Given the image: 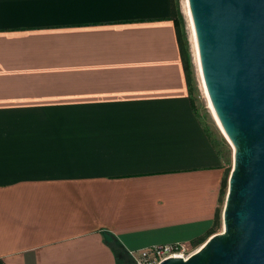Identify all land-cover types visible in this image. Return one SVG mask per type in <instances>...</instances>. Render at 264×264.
<instances>
[{
  "label": "crops",
  "instance_id": "obj_1",
  "mask_svg": "<svg viewBox=\"0 0 264 264\" xmlns=\"http://www.w3.org/2000/svg\"><path fill=\"white\" fill-rule=\"evenodd\" d=\"M178 3L0 0V264H118L104 232L127 254L218 232L225 167Z\"/></svg>",
  "mask_w": 264,
  "mask_h": 264
},
{
  "label": "water",
  "instance_id": "obj_2",
  "mask_svg": "<svg viewBox=\"0 0 264 264\" xmlns=\"http://www.w3.org/2000/svg\"><path fill=\"white\" fill-rule=\"evenodd\" d=\"M207 96L232 148L222 231L159 264H264V0H187Z\"/></svg>",
  "mask_w": 264,
  "mask_h": 264
},
{
  "label": "rangeland",
  "instance_id": "obj_3",
  "mask_svg": "<svg viewBox=\"0 0 264 264\" xmlns=\"http://www.w3.org/2000/svg\"><path fill=\"white\" fill-rule=\"evenodd\" d=\"M184 1L185 0H178L179 2L178 4H179V10L183 18V34L186 40V47L188 51V58L190 65V77H191L190 83L192 87L191 98L193 99L194 107L198 115L199 121L202 123L204 129L207 131V134L210 135V138L212 139L213 143L216 145V148L218 150H221V155L223 156L222 161L225 167L224 177L226 184L225 187L223 188V193L221 195V206L222 205L224 206L225 197L227 193V181L230 171L232 169V162H233L232 148L228 143V141L226 140V138L224 137V135L219 130L218 126L216 125L212 111L209 108L210 106L202 86V81H201L202 78H200V74L198 71L197 61L195 58L193 38L191 34L189 20L184 6ZM218 140H222L223 144L222 145L217 144ZM220 231H222V225L220 228H218V232ZM201 244L189 243L191 251H195L196 249H198Z\"/></svg>",
  "mask_w": 264,
  "mask_h": 264
},
{
  "label": "trees",
  "instance_id": "obj_4",
  "mask_svg": "<svg viewBox=\"0 0 264 264\" xmlns=\"http://www.w3.org/2000/svg\"><path fill=\"white\" fill-rule=\"evenodd\" d=\"M173 21H174V25L176 28L178 42L180 45V51L182 54V61H183V65H184V70H185V73H186L187 78H188L190 101H191L192 108H193L194 112L196 113L194 103H193V99L191 98L192 87H191V83H190V81H191L190 80V78H191L190 77V65H189L188 51H187V47H186V40H185V36L183 34V18H182V14L179 10L175 13V15L173 17ZM196 115H197V113H196ZM206 134H207V131H206ZM207 135L210 138V135L209 134H207ZM210 141L213 144L214 148H216V145L213 143L211 138H210ZM217 144L222 145L223 141L218 140ZM216 151L220 155V157L223 158V156L221 155V150H218L216 148ZM225 184H226L225 177H223L221 195L223 193V188L225 187ZM214 223L215 224L217 223V219L214 220ZM103 238H104V241L106 243H108L111 246L112 250L114 251L115 256H116V261L118 264H134L133 260L129 257V254H127L124 251V249L122 248V246L120 245V243L116 240V238L114 236H112L110 233L104 232ZM199 242H197V243H199ZM191 243L197 244L196 242H191Z\"/></svg>",
  "mask_w": 264,
  "mask_h": 264
},
{
  "label": "built area",
  "instance_id": "obj_5",
  "mask_svg": "<svg viewBox=\"0 0 264 264\" xmlns=\"http://www.w3.org/2000/svg\"><path fill=\"white\" fill-rule=\"evenodd\" d=\"M195 251H191L189 243L173 242L151 245L130 251L129 254L134 264H159L161 261L170 257H181L185 259Z\"/></svg>",
  "mask_w": 264,
  "mask_h": 264
},
{
  "label": "bare ground",
  "instance_id": "obj_6",
  "mask_svg": "<svg viewBox=\"0 0 264 264\" xmlns=\"http://www.w3.org/2000/svg\"><path fill=\"white\" fill-rule=\"evenodd\" d=\"M184 6H185V10H186V14H187V17H188V20H189V24H190V28H191V34H192V38H193V44H194V51H195V58H196V61H197V66H198V71H199V74H200V78H202L201 76V72H200V66H199V61H198V54H197V48H196V41H195V36H194V31H193V26H192V21H191V17H190V13H189V8H188V4H187V0L184 1ZM202 81V86H203V89H204V92H205V95H206V98L208 100V103H209V108L211 109L212 111V114H213V118L216 122V125L218 126L219 130L221 131V133L226 137L218 119L216 118L215 116V113L213 111V108L210 104V101H209V98L207 96V93H206V90H205V86H204V83H203V80L201 79ZM227 140V138H226Z\"/></svg>",
  "mask_w": 264,
  "mask_h": 264
}]
</instances>
